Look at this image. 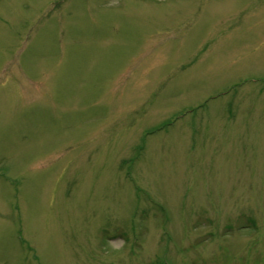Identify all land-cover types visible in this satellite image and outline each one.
<instances>
[{"label":"rangeland","instance_id":"rangeland-1","mask_svg":"<svg viewBox=\"0 0 264 264\" xmlns=\"http://www.w3.org/2000/svg\"><path fill=\"white\" fill-rule=\"evenodd\" d=\"M0 264H264V0H0Z\"/></svg>","mask_w":264,"mask_h":264}]
</instances>
